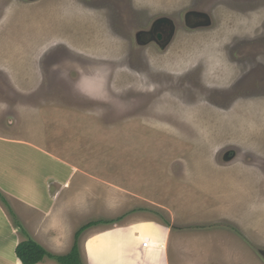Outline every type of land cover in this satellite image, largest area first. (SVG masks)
I'll return each mask as SVG.
<instances>
[{
    "label": "rangeland",
    "instance_id": "rangeland-1",
    "mask_svg": "<svg viewBox=\"0 0 264 264\" xmlns=\"http://www.w3.org/2000/svg\"><path fill=\"white\" fill-rule=\"evenodd\" d=\"M160 17L171 45L138 44ZM0 104V138L34 136L115 195L73 219L123 218L83 236L84 264L96 247L110 264H264V0H0Z\"/></svg>",
    "mask_w": 264,
    "mask_h": 264
},
{
    "label": "crops",
    "instance_id": "crops-1",
    "mask_svg": "<svg viewBox=\"0 0 264 264\" xmlns=\"http://www.w3.org/2000/svg\"><path fill=\"white\" fill-rule=\"evenodd\" d=\"M24 139L28 141L11 139L12 142L8 144L3 139V136L0 138V191L5 195L7 200L9 199L7 202L10 208L27 233V235L23 234L15 226L16 224L9 209L0 200V264H7L3 258V254L8 247L14 258L12 264H23L18 258L16 251L19 244L28 240V238H32L49 254L64 256L72 251L76 241V234L85 225L99 221L119 223L123 220V218L117 220L100 219L83 226H80L79 221L73 224L74 217L79 216L83 218L94 212L93 209H96L94 201L103 200L109 207L116 199L115 195L107 189L105 190L107 191L106 197H101L99 195V176L89 178L86 172L81 170L82 166L79 165L80 167H77L55 158L37 146L39 139L34 141V136H31V140L28 137ZM27 152L29 156L24 155ZM22 156H25L26 159H23ZM21 161L24 165L28 164V167L26 172H21L17 176V180H14L13 176L10 175V171H8L10 167L7 166H20ZM51 165H55L56 169L50 168ZM22 167L20 166V170H22ZM31 168L35 169L38 175L40 170L44 171L46 168H50L51 171L41 176L36 174H34L36 176H31L29 174ZM97 173H99V170L96 168V175ZM102 186L104 187V185ZM83 187L86 188L83 189ZM25 208H28L30 212L24 213L23 210ZM101 226L104 227L103 224ZM107 232L109 230L99 233V225L87 230L80 238V249L81 240L85 234L84 239L89 241L93 236L97 234L102 235ZM88 241L86 242L87 244ZM12 243H14L13 246H10L9 244ZM89 244L94 248V242H89ZM138 249L147 254V249L142 248L139 243L136 244L134 252ZM155 249L159 250V248ZM91 251L97 257L95 262L110 264L108 259L102 258L99 260L98 247H96V250ZM160 252L156 251V260L158 261L161 257ZM166 254H164L165 258ZM111 261L114 262L115 260L112 259ZM39 264L59 263L52 258L46 257Z\"/></svg>",
    "mask_w": 264,
    "mask_h": 264
},
{
    "label": "trees",
    "instance_id": "trees-1",
    "mask_svg": "<svg viewBox=\"0 0 264 264\" xmlns=\"http://www.w3.org/2000/svg\"><path fill=\"white\" fill-rule=\"evenodd\" d=\"M0 200L6 204L7 208L9 209L10 214L13 216L14 222L16 226L20 229V231L27 235L26 231L16 218L13 210L10 208L5 195L0 191ZM110 222H93L89 223L82 227L76 234V241L72 251L68 255L64 256H54L49 254L42 246H40L37 242H35L32 238L22 242L17 247V256L22 261L23 264H39L41 263L46 257L52 258L56 260L59 264H84L81 250H80V238L81 236L92 227L101 224H109ZM169 227V226H168Z\"/></svg>",
    "mask_w": 264,
    "mask_h": 264
},
{
    "label": "water",
    "instance_id": "water-1",
    "mask_svg": "<svg viewBox=\"0 0 264 264\" xmlns=\"http://www.w3.org/2000/svg\"><path fill=\"white\" fill-rule=\"evenodd\" d=\"M34 1V0H33ZM187 19L191 18L193 24H196L193 28L199 29V28H205L211 26V18L209 15L201 12L192 11L186 15ZM203 21V22H200ZM160 25H163V29L161 31ZM193 26V25H192ZM176 31L177 27L172 19L169 17H160L159 19H156L151 28L147 31H139L136 35V41L141 46H147L154 42V44H157L161 48L169 47L174 41L176 37ZM157 33L155 36L154 33ZM146 34L147 36L151 37L147 41H142L143 35ZM152 38H157L155 41ZM225 161L229 162L231 161L230 158L225 157ZM108 264V263H107Z\"/></svg>",
    "mask_w": 264,
    "mask_h": 264
},
{
    "label": "flooded vegetation",
    "instance_id": "flooded-vegetation-1",
    "mask_svg": "<svg viewBox=\"0 0 264 264\" xmlns=\"http://www.w3.org/2000/svg\"><path fill=\"white\" fill-rule=\"evenodd\" d=\"M123 2H125V0H123ZM163 25H160V29H161V31H162V29H163ZM151 28V27H150ZM154 35L156 36L157 35V33L155 32L154 33ZM149 38H151V37H149V36H147L146 34H144L143 35V37H142V41H144L145 39H146V41L149 39ZM154 41L157 39V38H152ZM154 43V42H153ZM157 45V44H156ZM158 46V45H157Z\"/></svg>",
    "mask_w": 264,
    "mask_h": 264
},
{
    "label": "built area",
    "instance_id": "built-area-1",
    "mask_svg": "<svg viewBox=\"0 0 264 264\" xmlns=\"http://www.w3.org/2000/svg\"><path fill=\"white\" fill-rule=\"evenodd\" d=\"M148 241H149V240H148ZM148 241H146V242L144 243L143 248H149V246H148Z\"/></svg>",
    "mask_w": 264,
    "mask_h": 264
},
{
    "label": "clouds",
    "instance_id": "clouds-1",
    "mask_svg": "<svg viewBox=\"0 0 264 264\" xmlns=\"http://www.w3.org/2000/svg\"><path fill=\"white\" fill-rule=\"evenodd\" d=\"M29 239V238H28ZM21 244V243H20ZM19 244V245H20ZM142 248H143V246H142ZM155 248H159V246H156ZM144 249H151V247H149V248H144ZM22 262V261H21ZM89 263V262H88Z\"/></svg>",
    "mask_w": 264,
    "mask_h": 264
}]
</instances>
